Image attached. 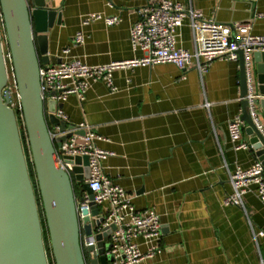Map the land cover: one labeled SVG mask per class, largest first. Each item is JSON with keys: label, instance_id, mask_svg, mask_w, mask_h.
<instances>
[{"label": "crops", "instance_id": "1", "mask_svg": "<svg viewBox=\"0 0 264 264\" xmlns=\"http://www.w3.org/2000/svg\"><path fill=\"white\" fill-rule=\"evenodd\" d=\"M148 1L48 0L61 16L47 33L49 55L89 66L140 58L131 29ZM174 1L202 12L205 20H240L264 35V17H258L264 0ZM95 14L103 19L84 23ZM107 17L121 22L107 26ZM79 33L85 41L75 44ZM179 33L178 47L194 52L188 19ZM257 65L252 58L253 80ZM114 82L115 93L95 82L83 100L71 96L62 110L68 130L86 122L104 138L98 147L113 154L103 163L105 174L136 210L153 209L160 216L162 252L147 264H264V202L255 187L244 196V207L223 204L232 192L230 173L258 160L252 149L235 151L228 132V122L243 109L239 62L217 60L206 73L195 61L186 71L173 64L139 66L117 70ZM260 117L264 123L261 109ZM243 140H250L246 128ZM137 241L146 252L143 239Z\"/></svg>", "mask_w": 264, "mask_h": 264}, {"label": "water", "instance_id": "2", "mask_svg": "<svg viewBox=\"0 0 264 264\" xmlns=\"http://www.w3.org/2000/svg\"><path fill=\"white\" fill-rule=\"evenodd\" d=\"M0 17L11 56L54 264H113V258L105 255L110 244L103 241L110 232L96 237L97 246L89 248L88 253L96 252V249L98 252L89 263L86 260V252L81 246L82 233L84 231L87 237H91L93 228L101 222L94 221L99 209L86 182L90 178L89 158L63 157L74 166V180L57 165V150L74 134L67 133L68 123L55 115L63 104L51 101L46 107L42 99L40 69L61 63L60 59L55 61L49 55L47 35L55 23L61 24V16L56 9L48 6V0H0ZM238 21L232 20L223 25L231 27ZM238 54L243 108L241 119L251 149L264 164V138L253 123L247 99L250 94L256 96L255 104L264 113V52L253 54L258 64V76L251 83L248 82L244 54L242 51ZM9 82L8 63L0 34V264H50L18 117L11 107ZM52 127H60L63 133L55 140L50 134ZM78 187L81 188V200L84 194L90 199V211H83L86 215L83 227L77 212Z\"/></svg>", "mask_w": 264, "mask_h": 264}, {"label": "built area", "instance_id": "3", "mask_svg": "<svg viewBox=\"0 0 264 264\" xmlns=\"http://www.w3.org/2000/svg\"><path fill=\"white\" fill-rule=\"evenodd\" d=\"M139 19L131 29V43L142 56L127 61L111 62L105 65L89 66L80 60H61L60 64L42 67L40 69L42 99L48 105L53 101L63 104L71 96H77L83 100L91 85L95 82H104L111 93L117 88L114 82V73L117 70H130L139 66H155L173 64L178 69L186 71L193 61L200 73H206L217 60L239 62V51L244 54V61L248 82L251 83L252 58L254 52H264V35H256L252 32L251 23H234L231 27L220 24L214 19L205 20L203 14L197 10L186 11L184 7L174 0H149L147 5L138 12ZM259 18L264 14H259ZM103 19L100 15L90 16L84 23L91 20ZM189 20L195 33L196 49L190 52L178 47L180 29L185 20ZM107 26L118 25L121 20L118 17L104 18ZM85 37L79 33L74 38L75 44H82ZM68 50L64 54H68ZM11 60L10 53L6 59ZM8 85L12 95L11 107L15 112H21V103L15 83V90ZM249 111L256 129L264 138V123L260 117V109L255 104L256 96L250 94ZM17 109V110H16ZM48 115L49 112L47 111ZM57 118L68 122V117L62 109L55 112ZM242 115V114H241ZM241 115L228 122L230 141L235 151L250 150L249 142L243 140L245 124ZM67 133H73V137L63 143L57 150L55 159L57 165L67 172L74 180L73 164L64 160V156H87L89 158L90 178L86 182L94 195V203L98 206L99 215L94 221H101L100 225L93 228L91 237L82 233L81 246L86 252V260L95 258L98 252L88 253V249L97 246L96 237L108 233L103 238L104 243L110 244L106 256L113 258V264H147L154 260L161 252V240L163 225L160 216L153 209L140 212L136 210L126 191L114 183L106 174L104 161L113 154L98 147L97 143L104 140L95 133L92 126L83 122L73 126ZM84 132V134H80ZM52 140L57 139L63 133L60 127H52ZM232 192L223 200L224 206L244 207L243 198L255 187L258 197L264 202V164L257 160L247 168L237 170L229 175ZM78 197V196H77ZM77 198V212L81 227L84 226V210L90 211V199L84 194ZM262 235H264L262 233ZM138 239H143L148 246L146 252H142Z\"/></svg>", "mask_w": 264, "mask_h": 264}, {"label": "rangeland", "instance_id": "4", "mask_svg": "<svg viewBox=\"0 0 264 264\" xmlns=\"http://www.w3.org/2000/svg\"><path fill=\"white\" fill-rule=\"evenodd\" d=\"M0 34H1V37H2L3 45H4L5 55H7V54H9V49H8V46H7V41H6V37H5L4 27H3V24L1 22V17H0ZM7 63H8V69H9V75H10L9 85H11L10 87L13 88L14 92L16 93V90H15V79H14V75H13L12 65H11V61L8 58H7ZM18 122H19V126H20V132H21L22 138H23L24 151H25L27 162H28V165H29L30 171L32 173V177H33L32 178V182L34 183V186L37 189V180H36V177L33 176L32 156H31L29 143H28V140H27L26 131H25V128H24V123H23L22 119H18ZM76 191H77L76 195L79 197L80 193H81V188L78 187ZM37 195H38V200H39L38 201L39 208H40V210H42V205H41V201H40V198H39V194H37ZM45 233H46V236H47V241L45 243H46V247L48 249L47 253H48L49 262H50V264H54L53 257H52V252H51V248H50V243H49V239H48V232H47L46 223H44V236H45ZM106 244H109V243L107 242Z\"/></svg>", "mask_w": 264, "mask_h": 264}, {"label": "trees", "instance_id": "5", "mask_svg": "<svg viewBox=\"0 0 264 264\" xmlns=\"http://www.w3.org/2000/svg\"><path fill=\"white\" fill-rule=\"evenodd\" d=\"M16 114H17V117H18V119H21V112L19 113V112H16ZM23 139V138H22ZM28 167H29V165H28ZM29 171H30V168H29ZM30 176H31V179L33 178L32 177V173H31V171H30ZM33 176L34 177H36V174H35V169H34V165H33ZM35 187V186H34ZM76 190H77V188H76ZM35 191H36V195L37 194H39V190H38V187H37V189H36V187H35ZM76 193H77V191H76ZM39 198H40V194H39ZM37 200H38V195H37ZM39 201V200H38ZM40 201H41V199H40ZM40 209V208H39ZM40 214H41V218H42V224H43V227H44V221H45V219H44V216H43V209L42 210H40ZM48 232V231H47ZM44 238H45V242L47 241V236H46V233H45V236H44ZM48 239H49V236H48ZM46 249H47V247H46ZM48 250V249H47Z\"/></svg>", "mask_w": 264, "mask_h": 264}]
</instances>
